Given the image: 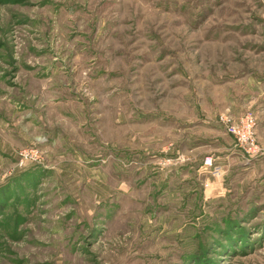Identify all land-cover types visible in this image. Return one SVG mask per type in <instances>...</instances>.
Segmentation results:
<instances>
[{"label": "rangeland", "instance_id": "rangeland-1", "mask_svg": "<svg viewBox=\"0 0 264 264\" xmlns=\"http://www.w3.org/2000/svg\"><path fill=\"white\" fill-rule=\"evenodd\" d=\"M247 114L264 0H0V264H264Z\"/></svg>", "mask_w": 264, "mask_h": 264}, {"label": "built area", "instance_id": "built-area-1", "mask_svg": "<svg viewBox=\"0 0 264 264\" xmlns=\"http://www.w3.org/2000/svg\"><path fill=\"white\" fill-rule=\"evenodd\" d=\"M219 123L226 129V132L233 138L235 146L241 150L247 162L264 155V148L259 144L256 137L257 121L251 114L243 115L234 119L227 115L219 117ZM202 168L206 174L218 179L221 176V165L217 164L212 156L204 159ZM207 183L205 187H208Z\"/></svg>", "mask_w": 264, "mask_h": 264}]
</instances>
